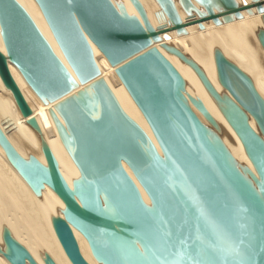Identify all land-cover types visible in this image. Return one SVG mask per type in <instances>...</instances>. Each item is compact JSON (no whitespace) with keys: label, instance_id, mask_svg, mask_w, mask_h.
<instances>
[{"label":"water","instance_id":"obj_1","mask_svg":"<svg viewBox=\"0 0 264 264\" xmlns=\"http://www.w3.org/2000/svg\"><path fill=\"white\" fill-rule=\"evenodd\" d=\"M68 66L55 53L30 14L17 0H0V78L23 117L36 128L31 109L9 70L11 62L25 82L47 104L58 136L79 170L70 186L47 143L46 164L24 158L0 128V146L33 192L48 185L64 203L63 217H52L54 232L72 264H89L81 255L72 227L86 239L102 264H156L166 242L199 235L208 241L226 227L232 238L250 243L264 264V99L250 77L213 52L220 94L202 68L174 46L161 42L139 0H129L138 15L112 0H34ZM179 0L185 13L216 25L241 17L251 5L236 0ZM177 33L185 23L173 0H156ZM262 14L264 0H252ZM217 10V12H215ZM221 18V19H220ZM264 50V29L257 33ZM167 39V36L165 37ZM91 42L105 56L141 111L160 151L121 107L100 76ZM161 42L196 72L220 112L240 139L253 169L238 165L219 134L218 125L199 98L185 93V82L153 45ZM82 85V88H79ZM76 92H73L75 91ZM190 103L212 126L204 124ZM253 118L258 131L249 119ZM214 128V129H213ZM216 129V130H215ZM125 163L149 198L125 170ZM171 232V237L168 233ZM4 250L10 264H37L28 250L4 227ZM227 247L228 241H223ZM145 248L143 255L138 251ZM148 249H152L150 252ZM170 258V257H169ZM230 262L239 258L228 255ZM45 264H56L48 254Z\"/></svg>","mask_w":264,"mask_h":264},{"label":"bare ground","instance_id":"obj_2","mask_svg":"<svg viewBox=\"0 0 264 264\" xmlns=\"http://www.w3.org/2000/svg\"><path fill=\"white\" fill-rule=\"evenodd\" d=\"M17 1L27 10L55 53L70 69L36 2L34 0ZM139 1L143 5L153 28L163 30L160 34L161 42L176 47L195 61L202 68L217 92L230 96L217 79L213 56L215 49L221 50L227 59L250 77L255 89L264 99V50L257 36L258 31L264 29V24L262 14L252 5V0H248L247 3L251 5L250 8L241 10L240 18H234L229 22L221 21L218 25L208 19L202 21L201 27L197 21L199 17L195 12L188 16L181 7L179 0H173L182 22L186 24L184 33H177L175 29H172V24L161 11L156 0ZM236 1L239 6L243 5L244 0ZM112 2L114 4L122 3L129 14L138 15L129 0H112ZM192 2L199 9H203L196 1L192 0ZM166 36L167 39L165 38ZM161 42H154L153 45L180 73L185 82V93L199 98L203 102L218 125V129L215 130L237 164L253 169L240 139L220 112L216 102L207 92L196 72L178 56L166 51L161 46ZM91 46L100 70V76L109 85L124 111L143 128L160 151L141 111L118 78L115 72L117 66H111L92 42ZM0 50L5 53L1 35ZM9 70L29 105L31 117L35 119L37 126L36 128L32 127L28 122L29 118L22 116L11 91L5 88L0 78L1 130L24 158L33 155L40 162L46 164L41 150V141L44 140L56 158L62 176L72 186V181L79 177V170L58 136L50 114V109L56 113L54 103H43L11 62H9ZM79 88H82V85H79ZM73 92H76V90ZM190 106L200 120L212 128L209 122L191 103ZM57 116L62 121L58 114ZM249 122L258 131L252 117ZM123 166L137 184L144 201L149 204V198L133 176L131 170L125 163H123ZM63 209V201L48 185H44L39 195L35 194L9 162L3 148L0 146V246L2 250H4L2 230L6 227L11 235L28 250L37 264H45V254L51 256L56 264H72L62 248L51 222L52 217H63ZM72 231L83 258L89 264H102L92 256L88 243L82 234L73 227ZM0 264H10L2 253H0Z\"/></svg>","mask_w":264,"mask_h":264},{"label":"snow or ice","instance_id":"obj_3","mask_svg":"<svg viewBox=\"0 0 264 264\" xmlns=\"http://www.w3.org/2000/svg\"><path fill=\"white\" fill-rule=\"evenodd\" d=\"M244 3L247 4L248 0H244ZM171 235L172 233L169 232L168 236ZM224 240L228 241L227 247ZM148 250L152 252V249ZM138 251L143 255L145 248H139ZM260 252H264V247H261ZM152 254L156 264H254L253 258L258 253L250 243L245 247L242 238H232L228 229L224 227L221 237L214 236L208 241L203 240L199 235L193 239L191 236L184 237L181 234L175 242H166L160 249V255H156L155 252ZM228 255H234L239 259L230 262L227 259Z\"/></svg>","mask_w":264,"mask_h":264}]
</instances>
